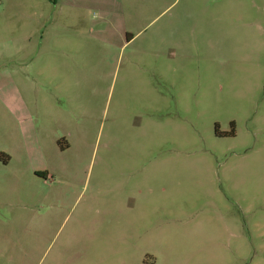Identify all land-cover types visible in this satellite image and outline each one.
Returning <instances> with one entry per match:
<instances>
[{
  "label": "rangeland",
  "instance_id": "1",
  "mask_svg": "<svg viewBox=\"0 0 264 264\" xmlns=\"http://www.w3.org/2000/svg\"><path fill=\"white\" fill-rule=\"evenodd\" d=\"M0 264H264V0H0Z\"/></svg>",
  "mask_w": 264,
  "mask_h": 264
},
{
  "label": "crops",
  "instance_id": "2",
  "mask_svg": "<svg viewBox=\"0 0 264 264\" xmlns=\"http://www.w3.org/2000/svg\"><path fill=\"white\" fill-rule=\"evenodd\" d=\"M48 176V175H47Z\"/></svg>",
  "mask_w": 264,
  "mask_h": 264
}]
</instances>
